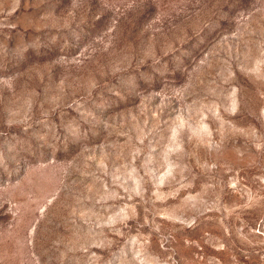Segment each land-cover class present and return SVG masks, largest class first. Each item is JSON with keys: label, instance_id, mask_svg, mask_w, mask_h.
I'll return each instance as SVG.
<instances>
[{"label": "rangeland", "instance_id": "1", "mask_svg": "<svg viewBox=\"0 0 264 264\" xmlns=\"http://www.w3.org/2000/svg\"><path fill=\"white\" fill-rule=\"evenodd\" d=\"M0 264H264V0H0Z\"/></svg>", "mask_w": 264, "mask_h": 264}]
</instances>
